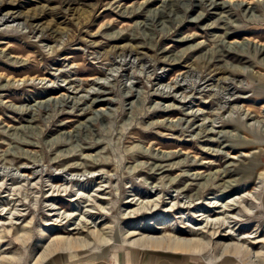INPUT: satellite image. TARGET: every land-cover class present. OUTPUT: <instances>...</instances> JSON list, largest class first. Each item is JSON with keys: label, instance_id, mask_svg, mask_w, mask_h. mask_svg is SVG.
<instances>
[{"label": "rangeland", "instance_id": "obj_1", "mask_svg": "<svg viewBox=\"0 0 264 264\" xmlns=\"http://www.w3.org/2000/svg\"><path fill=\"white\" fill-rule=\"evenodd\" d=\"M227 214V254L146 245ZM263 238L264 0H0V264H264Z\"/></svg>", "mask_w": 264, "mask_h": 264}, {"label": "bare ground", "instance_id": "obj_2", "mask_svg": "<svg viewBox=\"0 0 264 264\" xmlns=\"http://www.w3.org/2000/svg\"><path fill=\"white\" fill-rule=\"evenodd\" d=\"M215 206L216 205L214 203L213 207H215ZM219 206H217V207H219ZM229 206L230 205H225L224 206V209H225V210H223L224 214L226 212H228L227 211L228 209L229 210L232 209ZM194 207H196V206H194ZM215 209L212 208L211 210L214 211ZM133 213H134L133 216H135V217H139V216L141 217L144 214H146V213H141V210H137V211L134 210ZM199 216H201V214H197V215L193 216V218L196 219V217L198 218ZM227 218L228 219L230 218L232 220L227 221L228 220ZM217 219L218 218H215L212 222L211 221L207 222V223H209L208 224L209 226L206 223L205 226L191 227V228H188V229H180L179 227L172 226L170 224L168 226H163V228L165 230H172L171 234L170 235L167 234V235H164L162 237L156 236V237H153V238H148V240H146L147 241L146 245L149 248L153 249V250L154 249H167L170 252L177 253V254H191L193 249H194V246L197 248L196 244L194 245V243L198 241L197 238H196L197 235L207 234L208 233L206 236H208L210 240H213L216 243L217 246H219V244L222 243L220 246L224 250L223 254H227L230 251L228 250V245L225 246L226 245V241L230 237H233L234 235L232 234L233 233L232 231L226 230V228H229V227L233 228V229H235V227L237 228L240 225L239 224L240 219L236 218L235 216H228V214L226 215V217L223 220H217ZM201 220H202V217H201ZM241 226L242 225H240L237 229L241 228ZM187 227H190V226L187 225ZM77 229H78L77 227H74V228L71 227L70 228V230H77ZM129 235H132L131 237H133V236H135L137 234L134 231V232H131ZM193 236H196V237H193ZM61 238H62V236L59 237V239L61 241L66 240V239H63V238L61 239ZM263 240H264V238L262 240L261 239L260 240H256L254 243H259V242H262ZM68 241H69L68 243L73 248H77V247L80 246V244H79L80 242L77 243L76 238H73L72 240H68ZM258 254H259V252H258Z\"/></svg>", "mask_w": 264, "mask_h": 264}]
</instances>
